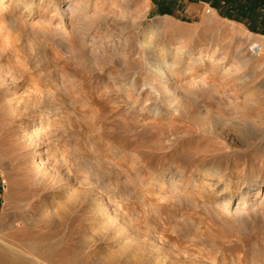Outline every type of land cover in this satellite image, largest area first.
<instances>
[{
    "label": "rangeland",
    "instance_id": "rangeland-1",
    "mask_svg": "<svg viewBox=\"0 0 264 264\" xmlns=\"http://www.w3.org/2000/svg\"><path fill=\"white\" fill-rule=\"evenodd\" d=\"M32 1L0 0V264H264V9Z\"/></svg>",
    "mask_w": 264,
    "mask_h": 264
},
{
    "label": "bare ground",
    "instance_id": "bare-ground-1",
    "mask_svg": "<svg viewBox=\"0 0 264 264\" xmlns=\"http://www.w3.org/2000/svg\"><path fill=\"white\" fill-rule=\"evenodd\" d=\"M28 2H27V4H25L24 5V7H25V9L27 10L28 9V6L30 7L31 6V4H33L32 2H34V1H32V0H27ZM3 2V1H2ZM48 2L50 3V4H48ZM46 4H45V7H44V11H47L49 8L51 9L52 8V11L53 12H55V14L57 15V16H59V21H60V23H62V17L66 14V13H70V17H69V21L68 22H72V20H73V18H74V13L73 12H71V11H69V9L67 8V7H65V4H67V3H71L72 2V0H61V2H60V4L59 3H56L55 4V2L53 1V0H49ZM64 4V5H63ZM98 4V3H97ZM0 6H1V4H0ZM31 8V7H30ZM98 9V8H97ZM68 15V14H67ZM77 16V15H76ZM7 22V21H6ZM64 24V23H63ZM254 52H256V53H259V50L257 51H254ZM175 61V60H174ZM174 61H173V63H174ZM156 70H157V72H159L161 75H164L165 74V72L169 69V67L168 66H166L165 65V63L166 62H164L163 60H162V58H159V59H157L156 60ZM172 64V63H171ZM175 64V63H174ZM177 65V64H176ZM172 68H174V66L172 67ZM19 77L18 76H16L15 74H14V72L13 71H11L10 69H8L5 73H4V75H2L1 77H0V83L1 84H3V85H7L8 84V86L9 85H11V84H13L14 83V81L16 82L17 81V79H18ZM15 84V83H14ZM224 208V207H223Z\"/></svg>",
    "mask_w": 264,
    "mask_h": 264
},
{
    "label": "trees",
    "instance_id": "trees-1",
    "mask_svg": "<svg viewBox=\"0 0 264 264\" xmlns=\"http://www.w3.org/2000/svg\"><path fill=\"white\" fill-rule=\"evenodd\" d=\"M214 2L224 1L225 4H229L232 0H213ZM239 10L242 11H254L255 9L262 7L264 9V0H236ZM238 10V9H237Z\"/></svg>",
    "mask_w": 264,
    "mask_h": 264
}]
</instances>
